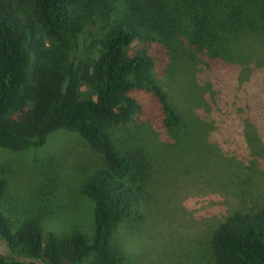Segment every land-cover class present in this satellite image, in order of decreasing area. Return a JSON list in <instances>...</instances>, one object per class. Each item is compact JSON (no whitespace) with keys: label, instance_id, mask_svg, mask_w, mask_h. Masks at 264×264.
Returning <instances> with one entry per match:
<instances>
[{"label":"trees","instance_id":"16d2710c","mask_svg":"<svg viewBox=\"0 0 264 264\" xmlns=\"http://www.w3.org/2000/svg\"><path fill=\"white\" fill-rule=\"evenodd\" d=\"M98 23L97 46L87 44L84 28ZM248 34L262 41L264 56V0H0V146L39 147L52 132L74 129L102 163L80 186L94 205L89 234L44 240L40 224L52 213L43 192L37 189L32 211L18 217L17 206L2 209L0 178V238L17 254L49 264H121L111 238L124 227L140 263L149 264L140 205L157 193L163 172L143 146L118 142L113 129L142 113L170 141L166 134L179 116L156 76L168 68L171 45L183 44L233 86L243 68L235 52ZM83 85L91 97H82ZM255 96L263 106H249L256 123L264 100ZM199 236L214 264H264V203L240 200ZM0 264L25 263L0 254Z\"/></svg>","mask_w":264,"mask_h":264},{"label":"rangeland","instance_id":"374dc122","mask_svg":"<svg viewBox=\"0 0 264 264\" xmlns=\"http://www.w3.org/2000/svg\"><path fill=\"white\" fill-rule=\"evenodd\" d=\"M100 29V23L84 28L87 44L97 46ZM259 42L250 34L240 42L241 52L235 53L243 68L233 86L220 83L194 52L174 42L167 70L156 76L179 116V123L166 134L170 141L142 113L113 129L118 142L143 146L163 172L157 193L140 205L149 248L144 260L149 264H214L199 230L242 199L264 203V118L257 115L255 123L249 114L254 103L263 110L255 96L264 100ZM91 96L83 85L82 97ZM101 164L99 153L74 129L52 132L39 147L0 146V178L6 186L2 209L17 206L16 216L24 217L23 212L32 211L38 189L52 213L40 224L44 240L51 233L57 238L73 231L89 234L94 205L80 186L84 175ZM111 241L119 249L121 264H141L134 239L124 227L114 230ZM0 254L25 264H49L42 257L17 254L1 238Z\"/></svg>","mask_w":264,"mask_h":264}]
</instances>
